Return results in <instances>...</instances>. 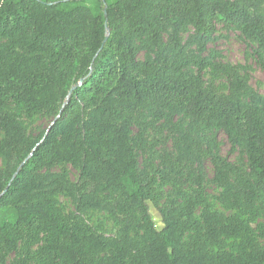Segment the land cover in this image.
Returning a JSON list of instances; mask_svg holds the SVG:
<instances>
[{
    "label": "trees",
    "instance_id": "trees-1",
    "mask_svg": "<svg viewBox=\"0 0 264 264\" xmlns=\"http://www.w3.org/2000/svg\"><path fill=\"white\" fill-rule=\"evenodd\" d=\"M220 25L264 52V0H0V251H16L27 232L43 240L46 264H264V248L247 238L249 220L264 218V95L239 66L218 62L215 52L204 55ZM207 69L229 78L228 92L205 83ZM9 101L30 114L62 113L32 137ZM141 111L156 129L178 131L180 117L203 133L222 206L249 220L208 205L198 217L201 190L190 193L177 181L171 203H156L132 133ZM217 131L243 150L247 171L216 152L207 135ZM182 140L179 168L192 161L195 147L200 151L191 133ZM65 163L80 168L77 181L46 173ZM59 194L79 211L108 212L119 223L117 236L65 221ZM150 203L159 209L161 229ZM239 235L245 238L227 248L225 239Z\"/></svg>",
    "mask_w": 264,
    "mask_h": 264
},
{
    "label": "rangeland",
    "instance_id": "rangeland-1",
    "mask_svg": "<svg viewBox=\"0 0 264 264\" xmlns=\"http://www.w3.org/2000/svg\"><path fill=\"white\" fill-rule=\"evenodd\" d=\"M194 31L193 28H188L182 34L185 42L189 35ZM193 52L197 53L196 47H193ZM217 53V61L227 65L239 66L240 72L245 76L250 85L258 92L264 95V67L262 59L264 52L260 51L258 45L247 38L236 29H224L221 25L215 35V39L208 44L205 56H210ZM262 54V59L259 54ZM145 54L141 53L139 59H144ZM188 71L195 73L197 68L191 66ZM203 78L205 83L213 84L221 93L228 92L229 78L222 74H216L207 69L204 71ZM9 110L14 112L26 125L28 133L32 137H37L41 133L47 132L56 119L61 115V112L49 114L45 111L30 114L23 106H17L13 101L8 102ZM179 130L173 131L171 128L156 129L150 117L145 111L138 112L135 115V123L132 126V133L136 151L139 155L140 170L143 176L153 183L156 203L163 207L168 206L175 198L173 182L177 181L182 190L190 193L200 189L203 194V203L196 211L199 217L202 210L208 205L213 211L218 212L226 217H238L240 220H249V216L239 209H228L222 206L219 197L222 192V187L214 182V166L209 155L208 143L206 137L200 130L192 129L188 126V121L184 118L176 117L174 119ZM164 124L162 120L160 124ZM161 130V132H160ZM184 133H191L200 141V151L195 147V155L192 161L186 162L183 167H177L175 157L179 153L178 146L182 140ZM140 135V137H139ZM207 136L212 138V143L218 154L228 158L233 164L239 166L242 170L247 171L246 157L243 150L232 149L231 144L222 131L209 133ZM1 138V136H0ZM171 158L168 159L166 151ZM203 164L204 180L198 185V162ZM3 167V162L0 159V169ZM197 168V169H196ZM192 170H194L192 172ZM55 172L65 175L67 179L75 182L79 179L80 168L72 164H59L46 173ZM109 199L116 197L115 193L107 194ZM56 207L60 215L68 223L74 221H82L93 230L104 234L108 238H115L119 229V223L105 211L88 210L85 212L79 211L71 198L65 194L55 196ZM150 210L158 229L163 227V221L159 209L153 203H150ZM251 234L247 238L254 241L255 245L264 248V218L259 217L254 220H249ZM42 238V234H41ZM192 233H187L185 242H190ZM245 236L239 235L225 239L227 248L231 244H238ZM43 240L33 241L28 233L23 234L16 251L6 253L0 251V264H46L43 255L40 252ZM213 252L216 251L214 247Z\"/></svg>",
    "mask_w": 264,
    "mask_h": 264
},
{
    "label": "water",
    "instance_id": "water-1",
    "mask_svg": "<svg viewBox=\"0 0 264 264\" xmlns=\"http://www.w3.org/2000/svg\"><path fill=\"white\" fill-rule=\"evenodd\" d=\"M53 125V124H52Z\"/></svg>",
    "mask_w": 264,
    "mask_h": 264
}]
</instances>
